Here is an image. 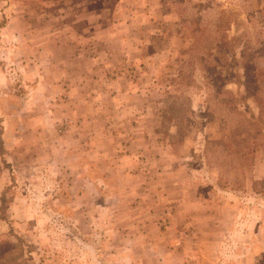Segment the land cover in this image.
Returning a JSON list of instances; mask_svg holds the SVG:
<instances>
[{"label":"rangeland","instance_id":"1","mask_svg":"<svg viewBox=\"0 0 264 264\" xmlns=\"http://www.w3.org/2000/svg\"><path fill=\"white\" fill-rule=\"evenodd\" d=\"M113 1L71 94L0 0V264H264V0Z\"/></svg>","mask_w":264,"mask_h":264},{"label":"crops","instance_id":"2","mask_svg":"<svg viewBox=\"0 0 264 264\" xmlns=\"http://www.w3.org/2000/svg\"><path fill=\"white\" fill-rule=\"evenodd\" d=\"M122 2L125 7L126 1ZM116 4L113 0H26L12 6L16 10L12 22L26 26V32L16 38L26 40L29 53L42 57L50 70L58 73L57 81L63 82L62 87L70 89L71 94L81 86L112 87V82H95L93 76L111 70L113 63L126 64V31H122L126 29V13L108 14L110 6L112 9ZM35 8L41 11L35 12ZM114 36L122 41L121 54L107 44L106 39ZM109 56L121 58L116 63Z\"/></svg>","mask_w":264,"mask_h":264}]
</instances>
